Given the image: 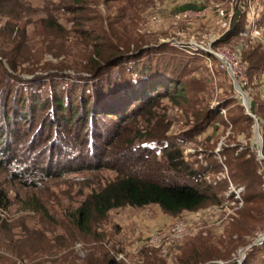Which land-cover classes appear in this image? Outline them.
Returning a JSON list of instances; mask_svg holds the SVG:
<instances>
[{
	"label": "rangeland",
	"instance_id": "1",
	"mask_svg": "<svg viewBox=\"0 0 264 264\" xmlns=\"http://www.w3.org/2000/svg\"><path fill=\"white\" fill-rule=\"evenodd\" d=\"M186 4L203 10L179 12ZM67 6L62 0H0V62L10 72L7 61L15 62L23 78L73 74L93 59L88 29L129 48L169 45L177 56L193 53L187 54L188 74L181 82L173 77L187 87L192 105L160 99L138 118V127L177 146L162 154L165 146L152 143L157 162L167 166V154L177 149L193 169L209 168L205 181L219 184L222 202L176 216L158 205L125 206L103 219L94 215L80 228L77 210L117 177L114 170L25 185L0 163L7 197L0 204V264H191L213 257L220 264L248 258L252 264L249 247L264 236V199L258 198L264 196V63L251 68L248 55L264 54V0H92L84 14L69 7L62 12ZM241 92L250 101L251 121ZM210 111L214 117L201 124ZM178 224L184 225L181 236L174 231Z\"/></svg>",
	"mask_w": 264,
	"mask_h": 264
},
{
	"label": "trees",
	"instance_id": "2",
	"mask_svg": "<svg viewBox=\"0 0 264 264\" xmlns=\"http://www.w3.org/2000/svg\"><path fill=\"white\" fill-rule=\"evenodd\" d=\"M62 1L68 4L62 12L69 7L70 12L84 14L92 0ZM202 10L186 4L179 12ZM86 34L95 38L94 56L73 74L56 72L23 78L16 74L15 62L7 61L13 72L3 60L0 62V163L7 164L11 175L25 185L84 171L114 170L117 177L94 191L77 210L80 228H87L94 215L103 219L111 210L125 206L158 205L176 216L220 204L219 184L205 181L209 168L193 169L177 149L167 154V166L157 162L158 153L152 143L159 148L165 146L162 154L177 146L160 142L147 127H138V118L146 116L160 99L182 98L192 105L187 87L173 78L180 81L188 74L190 52L179 51V57L178 50L169 45L129 48L105 39V32L96 29H88ZM248 60L255 66L251 68L258 69L264 63V54L251 52ZM213 117L210 111L201 124H209ZM245 118L253 119L249 115ZM149 120L151 125V117ZM28 122L31 128L26 130ZM107 125L110 127L105 130ZM66 142L74 151L66 147ZM24 144L25 152L21 150ZM19 153L22 160L18 159ZM136 153L138 158L132 161L131 155ZM263 197L258 195L259 199ZM249 198L245 200L249 202ZM6 200L0 190V204ZM250 250L252 264H264V247L256 244ZM218 260L213 257L191 264H220ZM247 261L245 264H249V258Z\"/></svg>",
	"mask_w": 264,
	"mask_h": 264
},
{
	"label": "water",
	"instance_id": "3",
	"mask_svg": "<svg viewBox=\"0 0 264 264\" xmlns=\"http://www.w3.org/2000/svg\"><path fill=\"white\" fill-rule=\"evenodd\" d=\"M240 91H242V90L240 89ZM241 93H242V92H241ZM242 94H243V93H242ZM245 103H246V106H247V110H248L249 116H251L252 118H255V117L252 115V112H251V105H250V101H249L248 98H247V100H245ZM258 129H259V127H258V123H257V132H258ZM262 158H263V157H262ZM263 159H264V158H263ZM260 240H264V236L261 237V238L259 239V241H260ZM257 243H258V241H257L256 243H254L252 246H250L249 249L252 248L253 246H255ZM244 256H245V254H244Z\"/></svg>",
	"mask_w": 264,
	"mask_h": 264
},
{
	"label": "built area",
	"instance_id": "4",
	"mask_svg": "<svg viewBox=\"0 0 264 264\" xmlns=\"http://www.w3.org/2000/svg\"><path fill=\"white\" fill-rule=\"evenodd\" d=\"M182 228H184V225L183 224H178L177 226H176V228L174 229V231H176V235H179V236H181V234L183 233H181V231H182ZM181 233V234H180ZM264 242V240H260L259 242H258V244H262Z\"/></svg>",
	"mask_w": 264,
	"mask_h": 264
},
{
	"label": "bare ground",
	"instance_id": "5",
	"mask_svg": "<svg viewBox=\"0 0 264 264\" xmlns=\"http://www.w3.org/2000/svg\"><path fill=\"white\" fill-rule=\"evenodd\" d=\"M240 94H242V93H240ZM242 96H243V98H244L245 100H247V97H246L245 94H242Z\"/></svg>",
	"mask_w": 264,
	"mask_h": 264
}]
</instances>
